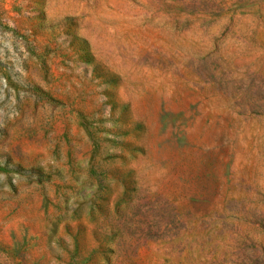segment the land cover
I'll return each instance as SVG.
<instances>
[{"label":"rangeland","instance_id":"rangeland-1","mask_svg":"<svg viewBox=\"0 0 264 264\" xmlns=\"http://www.w3.org/2000/svg\"><path fill=\"white\" fill-rule=\"evenodd\" d=\"M0 264H264V0H0Z\"/></svg>","mask_w":264,"mask_h":264}]
</instances>
